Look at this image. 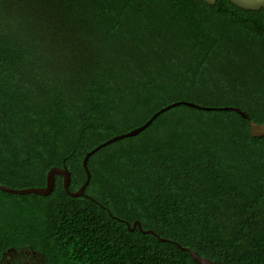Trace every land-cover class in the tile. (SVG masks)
I'll use <instances>...</instances> for the list:
<instances>
[{
	"label": "trees",
	"instance_id": "16d2710c",
	"mask_svg": "<svg viewBox=\"0 0 264 264\" xmlns=\"http://www.w3.org/2000/svg\"><path fill=\"white\" fill-rule=\"evenodd\" d=\"M178 100L264 122V8L0 0V185L44 186L61 166L76 191L89 150ZM88 167L99 203L60 175L48 195L0 190V264L24 247L43 264H199L102 205L221 264H264V136L239 113L175 106Z\"/></svg>",
	"mask_w": 264,
	"mask_h": 264
},
{
	"label": "water",
	"instance_id": "95a60500",
	"mask_svg": "<svg viewBox=\"0 0 264 264\" xmlns=\"http://www.w3.org/2000/svg\"><path fill=\"white\" fill-rule=\"evenodd\" d=\"M208 4L214 5L217 0H205ZM231 3H233L234 5L246 9V10H260L261 8H264V0H229ZM188 105L191 107H195L198 109H203V110H215V109H219V110H231V111H235L237 113H239L240 115H242L247 121L248 124L250 126V134L252 137H262L264 136V122H257L255 120H252L250 115L243 109H241L239 106L236 105H226V106H207V105H202L193 101H189V100H178V101H174L171 102L163 107H161L160 109H158L157 111H155L150 118H148L143 124H141L140 126H137L127 132L124 133H120L117 134L111 138H109L108 140L101 142L100 144H98L97 146H95L94 148H92L91 150H89L86 155L83 158L82 161V166L84 168L85 174H86V180L85 182L80 186V188L76 191H71L69 189L70 183H71V171L68 169V167H61V166H53L50 168V170L47 172L46 175V184L44 186H32V187H27V188H12L6 185H0V190L11 193V194H37V195H48L50 194L53 189H54V185H55V176L56 175H60L63 178V187L65 189V191L70 194L71 196H87L90 197L92 200L96 201L99 203V201H97L94 197L88 195L85 193V188L88 185L89 181H90V170L88 167V160L90 158V156L92 154H94L97 150H99L100 148L114 142L117 141L119 139L125 138V137H130V136H134L137 135L138 133H140L141 131H143L145 128H147L154 120L157 116H159L161 113L175 107L178 105ZM101 204V203H100ZM109 213L110 215H112L114 218L119 219L123 222H125L127 224V227L130 228L131 230L135 229L136 227L139 228V230L143 233H151L154 236H156L160 241H170L173 242L174 244H176L179 248L183 249V250H187L191 256L194 258V260L196 262H198L199 264H221L215 260H212L208 257L202 256L200 255L198 252H196L195 250H193L192 248L186 247L181 245L179 242L168 239V238H164L161 237L157 232H155L153 229H143L140 220H135L131 223L127 220H124L122 218H119L118 216L113 215L108 207L102 205Z\"/></svg>",
	"mask_w": 264,
	"mask_h": 264
},
{
	"label": "flooded vegetation",
	"instance_id": "af4514ba",
	"mask_svg": "<svg viewBox=\"0 0 264 264\" xmlns=\"http://www.w3.org/2000/svg\"><path fill=\"white\" fill-rule=\"evenodd\" d=\"M16 254H25L23 259H18ZM37 262H34L33 259ZM4 264H43V256L38 250L31 247H24L20 250H13V253H8L4 256Z\"/></svg>",
	"mask_w": 264,
	"mask_h": 264
},
{
	"label": "rangeland",
	"instance_id": "374dc122",
	"mask_svg": "<svg viewBox=\"0 0 264 264\" xmlns=\"http://www.w3.org/2000/svg\"><path fill=\"white\" fill-rule=\"evenodd\" d=\"M229 50H230V48L229 47H227V46H223V47H221V48H219L218 50H217V52H216V55H215V57L216 58H221V57H231V56H233L231 53H233V52H230L229 53ZM232 50V49H231ZM226 52L228 53V54H226ZM227 55V56H226ZM10 253H13V252H10ZM9 253V254H10ZM24 255L25 254H16L15 256H17L18 257V259H23L24 258ZM33 261L34 262H37L36 260H35V258L33 259Z\"/></svg>",
	"mask_w": 264,
	"mask_h": 264
}]
</instances>
